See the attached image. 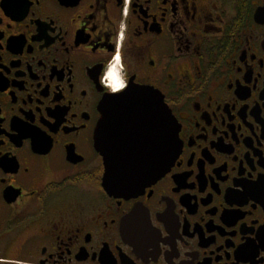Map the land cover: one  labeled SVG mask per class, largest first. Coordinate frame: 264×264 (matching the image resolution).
<instances>
[{
	"label": "flooded vegetation",
	"instance_id": "flooded-vegetation-1",
	"mask_svg": "<svg viewBox=\"0 0 264 264\" xmlns=\"http://www.w3.org/2000/svg\"><path fill=\"white\" fill-rule=\"evenodd\" d=\"M126 90L115 167H163L164 110L180 149L114 196ZM0 264H264V0H0Z\"/></svg>",
	"mask_w": 264,
	"mask_h": 264
},
{
	"label": "water",
	"instance_id": "water-1",
	"mask_svg": "<svg viewBox=\"0 0 264 264\" xmlns=\"http://www.w3.org/2000/svg\"><path fill=\"white\" fill-rule=\"evenodd\" d=\"M156 97L154 92L149 91H132L126 90L125 92L118 95H110L108 98L113 100H105L103 103L105 106V113L101 119L97 129L95 130V146L98 151L104 157V178L102 187L104 191L109 195H118V196H131L135 190H138L145 184L144 182L148 180H154L159 178L160 175L165 174L170 167L173 165L180 146L178 143V129L175 128L174 120L171 116V113L164 110L161 112V116L157 119H152V123H159V134H160V125L162 123L163 136H164V163L162 168H150L147 166L151 156L154 155L156 150H143L144 156L138 158H129L125 160L124 164H121L119 167H115V107H129L131 102L128 100L130 98H143V97ZM106 98V99H108ZM115 98L127 100L125 103H115ZM156 103H152L151 107L155 108ZM127 120L130 122L132 119L127 117ZM150 121V120H149ZM148 120H144V123H149ZM167 122V123H166ZM148 135L143 137L145 144L147 143ZM120 140L127 138L130 139V144L133 146L131 151H128V156L131 157L132 153H137L134 148V134L132 130L128 129V133L120 134L118 136ZM103 142V144H102ZM149 155V156H147ZM166 157V158H165ZM167 159V161H166ZM141 161L146 163L145 167H138L136 162Z\"/></svg>",
	"mask_w": 264,
	"mask_h": 264
},
{
	"label": "clouds",
	"instance_id": "clouds-1",
	"mask_svg": "<svg viewBox=\"0 0 264 264\" xmlns=\"http://www.w3.org/2000/svg\"><path fill=\"white\" fill-rule=\"evenodd\" d=\"M107 80H110L112 82V86L114 88V90H118L121 87H124L125 85L123 84V82L118 81L117 79V75L115 72V69H111L106 76Z\"/></svg>",
	"mask_w": 264,
	"mask_h": 264
}]
</instances>
